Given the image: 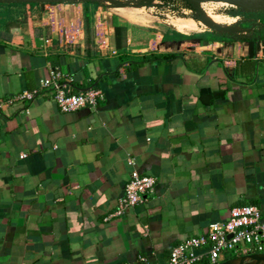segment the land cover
Here are the masks:
<instances>
[{
  "label": "crops",
  "instance_id": "1",
  "mask_svg": "<svg viewBox=\"0 0 264 264\" xmlns=\"http://www.w3.org/2000/svg\"><path fill=\"white\" fill-rule=\"evenodd\" d=\"M53 6L0 0V101L54 67L69 93L104 99L61 113L43 91L0 110V264H161L234 207L264 213V11L144 25L136 6L95 9L107 50L88 39L45 57ZM134 170L156 178L154 194L111 217Z\"/></svg>",
  "mask_w": 264,
  "mask_h": 264
},
{
  "label": "built area",
  "instance_id": "2",
  "mask_svg": "<svg viewBox=\"0 0 264 264\" xmlns=\"http://www.w3.org/2000/svg\"><path fill=\"white\" fill-rule=\"evenodd\" d=\"M62 8L55 5L47 9L41 19L45 26L50 28L51 33L49 37L41 39L37 48L45 57L55 50L74 49L84 37L83 22L78 23L72 19L68 10ZM98 29L100 28L95 26V42L105 51L108 47V34L104 29ZM73 85L74 79L71 75L64 73L59 67H54L47 78L39 81L38 88L22 91L0 101V110L34 101L43 91L52 93V99L61 113L94 109L104 99L103 92L97 88L69 93ZM26 112L28 113L27 110ZM23 158L25 155L20 156V159ZM155 186V177L132 171L111 217H121L129 209L142 204L145 197L154 194ZM255 254H264V213L257 206L242 205L232 208L225 222L211 223L202 234L182 240L170 250L168 259L161 264H217L228 255ZM141 260L145 261L143 258Z\"/></svg>",
  "mask_w": 264,
  "mask_h": 264
},
{
  "label": "rangeland",
  "instance_id": "3",
  "mask_svg": "<svg viewBox=\"0 0 264 264\" xmlns=\"http://www.w3.org/2000/svg\"><path fill=\"white\" fill-rule=\"evenodd\" d=\"M2 1L21 2L19 0H2ZM85 2H88L90 3V5H92L91 13H93L94 11V5H97L98 10L101 9L103 13H106V15L112 16L113 18L119 17L120 15L118 12L115 11L116 7L122 6V7H126V9H131L132 6H136L137 11H139L138 15L146 18L147 22H145L144 25H151L154 21H156L155 16L157 15V13L162 14L163 16L168 15L172 18L173 17L181 18V20L190 19L197 23L198 20L206 16H211V15L222 16L234 9L239 10L240 8V7L228 5L222 2L221 0H197V4L192 3L191 0H72L67 2L49 3V5L53 4L63 7L62 9L68 10L72 19H75L79 23V21L84 22L82 5ZM45 3L47 2H43V4ZM157 3H163L166 5V7L162 9L161 8L157 9ZM257 5H262V4H254L253 7H257ZM253 7L244 10H251ZM259 8H264V6ZM65 19L67 20V17ZM93 22H94V18L92 16L88 31H86V27L83 24L84 37L82 40L85 41L86 38H88L89 40L94 41L96 31ZM100 22H101L100 24L102 25L105 22L103 16ZM100 24L98 25L99 27L101 26ZM234 257H237V255H228L226 259L234 258ZM223 261L224 260L219 261V263Z\"/></svg>",
  "mask_w": 264,
  "mask_h": 264
},
{
  "label": "trees",
  "instance_id": "4",
  "mask_svg": "<svg viewBox=\"0 0 264 264\" xmlns=\"http://www.w3.org/2000/svg\"><path fill=\"white\" fill-rule=\"evenodd\" d=\"M91 7H92V5H90V3H88V2L83 3V18H84L83 24L86 27V31H88L89 25H90V22H91V17H92ZM95 9H98V6L97 5H94V10ZM229 14L230 15H237V12L234 11V10H232V11L229 12ZM114 32H115V36H116L118 34V32H120V29L118 27H114ZM189 37H196V36H189ZM199 37H201V36H199ZM186 38H188V37H186ZM218 39H219V37L217 35H212L211 38H210V41H216ZM86 40H88V38H86ZM249 45H250V50H252L253 47H254V42L253 41H249ZM160 58H163V57H160ZM146 59H147V57H144L143 58V61H145ZM238 257H241V256L240 255H237V257H234V258H228V259L225 258L224 261H228V260H231V259H236ZM200 264H209V263L202 262Z\"/></svg>",
  "mask_w": 264,
  "mask_h": 264
},
{
  "label": "bare ground",
  "instance_id": "5",
  "mask_svg": "<svg viewBox=\"0 0 264 264\" xmlns=\"http://www.w3.org/2000/svg\"><path fill=\"white\" fill-rule=\"evenodd\" d=\"M192 3L197 4V0H191ZM221 1H227L232 4L241 5L243 8L249 7L254 1L257 3H264V0H221ZM193 4V5H194ZM227 264H264V255H253L248 257H243L239 259H235L234 261H231Z\"/></svg>",
  "mask_w": 264,
  "mask_h": 264
},
{
  "label": "water",
  "instance_id": "6",
  "mask_svg": "<svg viewBox=\"0 0 264 264\" xmlns=\"http://www.w3.org/2000/svg\"><path fill=\"white\" fill-rule=\"evenodd\" d=\"M19 1H34V2H47L45 4H49V3H59V2H67V1H72V0H19ZM240 11H244V12H257V11H264V9H261V10H243V9H240ZM255 255H259V254H255ZM248 256H253V255H245V256H241V257H238L236 259H239V258H243V257H248ZM235 259H231V260H228V261H224V262H221V263H217V264H227L231 261H234Z\"/></svg>",
  "mask_w": 264,
  "mask_h": 264
}]
</instances>
